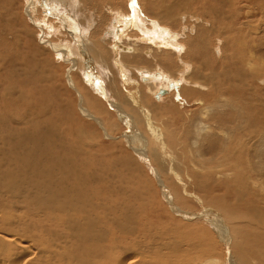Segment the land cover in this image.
I'll return each mask as SVG.
<instances>
[{"label": "bare ground", "instance_id": "obj_1", "mask_svg": "<svg viewBox=\"0 0 264 264\" xmlns=\"http://www.w3.org/2000/svg\"><path fill=\"white\" fill-rule=\"evenodd\" d=\"M40 1L41 3L37 0V3L42 5L43 10L45 9L44 15H41L42 17L39 16V18L41 17L40 19L38 18L40 22L37 25L40 27V31L42 32L44 27L50 26L53 31L55 29V33H58L62 29V22L65 38H61L63 42L61 41L59 46H63V49H60L61 47L57 44L43 40L41 38L43 33L39 34L37 37L38 43L41 46L47 44L48 52L55 51L56 53L55 55L50 53L49 55H52L51 61L43 60L41 64L37 62L35 55H26V57L31 59L29 71L32 70L33 75L39 76L43 73L42 68L55 71L57 66L59 68L64 66L58 63L62 62V59L69 64L70 69L81 68L83 80L88 83L94 94L97 93L105 99L109 106L108 108L115 112L119 121L125 126L126 131L122 134V137L125 139V145L133 154L124 151L122 148L125 154L121 155L120 160L117 161L114 158L112 165L106 162V165H109L104 168L98 159L96 160L98 161L97 164L99 163L98 167L104 169V175L101 177L103 181H106V184L101 185L100 189L97 187L99 192L96 193V188L93 189L92 187L94 186H91V184L97 181V173L94 172L95 167L92 168L87 160L90 148L85 152L86 154L84 153L83 157H79V159H82V161L80 160L81 162L78 159L80 164H74L63 157L65 149L71 153L77 150V141L82 138L83 134L87 140L90 138L92 140L94 138V136L92 138V131L89 132L85 128H79V126L78 128H73L71 126L73 115L71 114L64 115L66 118L60 115L58 116L59 121L53 122L51 118L55 115V112L61 113L59 107H53V110H51L52 106L48 107V105L46 108L45 105L37 102L39 100L36 101L37 98L34 99L29 93L24 95L16 90L17 92L12 91L14 97L11 96L12 100L0 99V103L3 104L0 106V264H264V93L262 94L260 90L264 88L259 87L260 79L264 77V0H183V4L185 3L187 8L182 5L181 7L184 9L182 12H191L190 15L188 13H185V15L179 13V1L164 0L162 7L164 6L165 10H161H164L165 14L162 13L164 14L162 17L163 19H168L164 23H161L163 20L160 21V17L158 18L157 16V18L149 16L152 18L149 19L148 16L143 14V10L141 12V9L138 8L139 5L136 6L138 1L144 2L145 0H128L132 4L135 3V7L130 5L134 14V16H131L132 24L135 20V25H137V22L140 26L145 25V21L148 18V30L145 31L146 28L144 29V38L142 36L137 37L138 32L136 31L137 34L134 33L135 36L133 33L131 34V30H127L131 24L128 19L130 16L124 13L126 11L122 13L119 11V15L114 16L110 20V25H107L101 34L102 36H99V39H104L105 44L98 42V47L94 50L89 47L91 43L87 45L85 36H80L81 39L75 38V35L80 34V32L76 31L79 26H73L74 22H71L72 26L69 29L66 17L63 16L64 14L61 15L59 13L61 12L60 10L58 12L53 6L51 8L43 0ZM194 1L199 4L198 9H196L197 6L193 8ZM7 2L10 3V0ZM85 2L87 3V1ZM149 3H152V1H149ZM56 4L58 8L59 6L63 7L61 0H58ZM140 4L143 5L142 3ZM156 4L157 2L152 5L156 7ZM177 6L179 11L175 9ZM27 8L28 17H26L34 20V15L32 16L33 13L31 12V2ZM188 9L191 10L189 11ZM241 18L245 19L241 21ZM52 19L59 25L55 24ZM77 20L75 19L74 21ZM89 21L91 22L85 21L86 28L89 30L96 29V23H92V19ZM82 23H84V20ZM172 23L178 24L179 29H176L178 27L173 24L174 28L171 25ZM182 24L183 27H181ZM27 26L29 27L28 24ZM235 27L239 28L236 29ZM131 29L133 28L131 27ZM189 29L194 31V34L192 38L189 37L190 39L187 42L186 38L181 37L184 35L179 34L177 30L187 33ZM23 30L28 36L33 37V31H28L26 28ZM23 30L21 31L22 34H24ZM140 30L142 31L143 29ZM186 35L190 36L189 34ZM12 41L14 43L16 40ZM212 43H217L218 45L213 46L214 48L210 51ZM4 45L2 47L0 43V46L5 50L6 45ZM41 46L39 47L41 48ZM93 47H95V44ZM187 47L192 48L193 51L183 56ZM0 51L3 52L2 49ZM66 52L69 53L68 57H66ZM229 52L230 54L232 53L231 55L229 54L230 56H228ZM5 55L9 56L6 53ZM46 55L48 56V54ZM2 58L4 57L2 56ZM4 59H0V61L3 62ZM78 59H80L79 64ZM190 60L200 66L205 65L206 69L202 68L206 72L208 71L209 74L205 76L206 73H204L205 75L201 76L200 66H194L193 62L190 64ZM11 63L9 61V64ZM141 63H146L147 66H143V68L140 66ZM150 63L152 67H148V64L151 65ZM19 66L22 67L23 63L19 64ZM102 66L105 67L100 68ZM174 67H182L179 73H186L174 76L170 72ZM64 68L66 67L61 69ZM98 68L100 69L98 70ZM191 70L192 80H200L204 77L205 83L212 85L211 88L213 89L200 85L201 90L206 89L202 91L205 94L193 95V93L199 94V91L190 85L193 87L190 89L192 95H188L187 84L180 83L181 86L185 87V89L181 87L184 90V94L181 92V98L175 100L177 93L172 94L171 90L174 91L173 89H176V92L179 90V81L192 82L190 79ZM66 75L69 86L78 97L80 114L84 118L95 122L107 139H111V141L118 139L112 135L114 126L112 127L111 123L113 124V122H103V118L101 119L98 116V114L103 112V104L100 98L95 95V100L89 98L85 101L82 92L78 89L79 87H76L73 82L76 80L73 79L74 75L72 76L70 72ZM136 78L142 86L151 89V94L158 102L164 101L165 97L170 93L174 96V100L171 95L163 104L156 102V106L154 103L153 106H148V100L146 101L147 106H145V103L143 104L142 100H140L141 98L136 95L132 97V102L142 112V122L144 121L148 128V132L145 129L143 131L147 133H144L139 127L138 123L140 122L136 119L138 112L136 113L135 109L132 108L136 115L132 114L131 110H129L130 112L127 111V107L123 108L113 100L112 93H110L112 91H109L110 87H108L112 83L114 84V81H121L122 85L126 87ZM48 79L49 77L47 76ZM134 82L132 85H134ZM177 86H179L178 90ZM114 89L116 90V88ZM162 89L165 93L159 95ZM8 92H11V90ZM117 94L114 95L118 97ZM140 94L138 93V96ZM121 95L123 94L121 93ZM0 96L2 95L0 94ZM141 96L143 97L142 94ZM2 97L4 98V96ZM57 97L59 98V96ZM193 100H195L194 104L197 101L200 107L202 106L198 110L200 112L197 109L190 110L185 107L186 104ZM65 103L67 102L65 101ZM69 103L71 102L69 101ZM15 105L18 111L11 112L12 110L6 111L7 109L2 108L8 106L13 108ZM169 106L173 108L169 109ZM170 111H175V115H178L180 125L178 124L175 127L177 122H173L174 118H171L175 115L172 114L173 116H171V113L169 114ZM51 115L52 117L49 118ZM169 115L171 116L170 119ZM141 117L139 116V118ZM171 122L172 124L175 123L173 128L172 125H169ZM63 127L70 128L69 135L72 136L74 133L75 137L73 138L72 136L69 139L67 132L62 131ZM172 130L174 135H170ZM176 133L178 138H174ZM170 137L179 141L181 150L177 151H181L182 154H180L184 159L186 157H183V155L188 142L190 143L191 141L192 144L196 145L195 150L190 151L193 155L190 160L196 164L197 168H200L196 171L193 165V169L190 171L189 166L188 177L194 180L195 184L193 186L195 188L209 194L210 198H208L209 200L206 199V202L212 206H217L223 216L219 214V211L208 210L206 207L201 212H195V210L194 212L185 211V209H188L183 206L186 200H181L185 198L184 196L178 197L180 200L176 198L179 200V206L175 204L173 196L170 194L172 188H168L167 183L164 181L167 177L163 179L161 174L165 172L166 167V170L170 171V173L172 171L177 172V164L181 163V158L178 161V156L176 157V154H174L176 150H173L176 148L177 143H172L171 141L173 140H170L172 139ZM169 142L172 144L170 145ZM186 142L187 144H185ZM153 144L160 147V149L156 147L160 154L157 155L156 153L155 155L152 153L153 159L156 161L151 160L152 157L150 158L149 156L151 155L149 154L151 152L150 146H153ZM92 147L96 148L95 146ZM78 148L80 149V147ZM115 148H117V145ZM167 148H169L167 151L169 155L167 154L166 158L160 157V155L164 156L163 150ZM199 148H203L201 155L207 154L210 157L207 162L201 159ZM110 149L108 148V150ZM119 150L117 151L118 153ZM92 154L95 157L99 156L93 152ZM102 156L100 155L99 157ZM157 159H160L158 160V165L161 166V169H165L160 171V167L158 168L157 164V166L152 164L151 161L156 163ZM139 164L146 166L148 172L155 179L163 199L173 214L186 221H205L213 227V230L216 231V236L224 247V252L220 251L223 252L222 260L214 257L217 255H214L215 247L213 245H209V242V244H205L206 236L201 225L197 224V226L192 227L182 224L180 228L176 224L175 228L169 227V230H167L168 226L166 225L164 226L166 227L165 230V228H162V222L160 221L162 215H158L155 209L149 207L151 210L150 214L143 216V213L146 212V207L151 205V203H148L149 201L146 202L144 199V195L146 196L145 192H140L141 196H139V199L142 202L140 206L137 205L138 203L131 202L119 208L113 206L114 210H112V207L110 208L109 204L107 205V202H112L111 204L113 205L117 201L114 199L116 198V192L124 194L125 200L131 195L130 201H132V195L138 191L127 186L128 191L125 193L118 188L119 185H128L126 183L127 178L130 182H133V176L131 178L124 171L125 177H120L116 173H113V175L109 173L119 172L120 170L116 168L117 165H120L124 170L126 169V172L127 170L130 172L141 167ZM200 169L202 170L201 173ZM142 175L140 174V176ZM164 175L166 174L164 173ZM116 181H118V186H115ZM130 182L129 184L131 185ZM135 184L134 187H136ZM113 185L118 189L115 190ZM95 186H97L96 183ZM183 190L186 195L191 194L186 185H184ZM138 193L136 192V194ZM117 195L119 196V194ZM97 199H100V201L98 200L99 202L95 205ZM219 200L225 205L222 204L220 206ZM53 207L54 209H51ZM50 209L52 210L51 212ZM77 210L79 212H75ZM188 211L190 210L188 209ZM149 217L151 218L149 219ZM227 221L232 224L238 221L239 225L236 223V228H234V225L230 227ZM235 237L237 238V243L235 242ZM220 252L217 254H221Z\"/></svg>", "mask_w": 264, "mask_h": 264}, {"label": "rangeland", "instance_id": "obj_2", "mask_svg": "<svg viewBox=\"0 0 264 264\" xmlns=\"http://www.w3.org/2000/svg\"><path fill=\"white\" fill-rule=\"evenodd\" d=\"M8 0H0V12H1V14H0V43H1V46L2 45H4L5 43V50H4V48H2L1 46H0V48L3 50V52L2 51H0V59L2 60V59H4V61L3 62H1L0 61V94L2 95V96H4V98L2 97V96H0V99L1 100H6V101H8V99L9 100H12L14 97H13V92L14 91H18V93H23L24 95L26 94V93H29L31 96H33L34 97V99H36V101L37 100H39V101H37V102H40V103H42V105H45V107L47 108V106L48 107H51L50 109L51 110H53V107H59V110H60V112L61 113H63V112H65L64 114H61V113H57V112H55V115H53V117H52V115L51 116H49V118H51L52 120H53V122L54 121H59V117L58 116H60V115H63V117H65L64 115H69V114H71V115H73V119L71 120L72 121V124H71V126L74 128V127H76V128H78V126H79V128L81 127L82 129L83 128H85L86 130H88L89 132H93L92 133V138H93V136H94V138L92 139V140H90V139H88L87 140V138H85V136H83L82 135V138H79L78 139V141H81V142H78L77 141V150H75L73 153H71L69 150H67V149H65V151H63V157L65 158V160H70V162H73L74 164H80L79 163V161L81 160L82 161V159H79V157L81 158V157H83L84 156V153L85 152H87L88 150H89V148H90V150L88 151V152H90V153H88V155H87V160L89 161V163H90V166H92V168L93 167H95L94 169H95V173H97V181H94L95 183H96V185L97 186H95V183H92L91 184V186H94V187H92L93 189H95L96 188V193L97 192H99V189L103 186V185H105L106 184V181H103L102 180V175H104V167H106L107 165H109V164H107L106 165V162L108 163H110V165H112L111 163L112 162H114V158L117 160V161H119L120 160V157H121V155H123V154H125V153H123L124 151H127V152H129V153H131V154H133L132 153V151H130V149L127 147V145H125L126 143H125V139L122 137V134L123 133H125V131H126V128H125V126L119 121V119L117 118V116H116V114H115V112H113L110 108H108L109 106L107 105V102L105 101V99L103 98V97H100L97 93H95L94 94V92L90 89V86L88 85V83H86V81H84L83 80V78H82V69L81 68H79V67H77V68H72V69H70V66H69V64L67 63V62H65L64 61V59H60L59 57V59H60V61H62V62H58V63H61L62 65H64L63 67H66V68H64V69H61V68H63V67H61V68H59V66H57V69L55 70V71H53V69H49V70H45V69H43L42 68V71H43V73H42V75L41 76H39V75H33V71L31 70V71H29V65H31V59H30V57L28 58V57H26V55H28V56H32V55H35L36 56V59H37V62L39 63V64H41L42 62H43V60H45V61H51V58H52V55L50 56L49 54L50 53H52V54H54L55 55V51H53V50H51V51H53V52H48V49H47V44L44 46V45H42L41 46V44H39L38 43V41H37V37L39 36V34H41V33H43V35H42V39L43 40H47V41H50V42H52L53 44H57L58 46H59V44H60V42L62 41V39H64L65 38V32L62 30L64 27H63V25H62V22H61V26H62V31L60 30L58 33H55V29H54V31L52 30L53 28H50V26H48V27H44V26H41V27H44L43 29V31L41 32L40 31V27H38V25H37V23H39L40 21H39V19L44 15L43 13H45V9L43 10V7H42V5L41 4H39V3H41V1L40 0H38V2L39 3H37V0H10V3L9 2H7ZM28 1V2H27ZM33 1V2H32ZM45 3H46V5H48V6H51V8H52V6L54 7V8H56L57 9V11L59 12V10L61 11V12H59L61 15L62 14H64L63 16L64 17H66V23H67V27L70 29V27L72 26L71 25V22H74V25L73 26H79L78 28H77V32H80V34L79 35H75V38L77 37V39H81V37L80 36H85V41H87V45H90V43H91V45L93 44H95V47H93V45L91 46H89L91 49H95V48H97L98 46H97V44H99L98 42H101V43H103V44H105L104 43V39H99V36L102 34V32H103V30H104V28H106V26L107 25H110V20H112V18H114V16H118L119 14V11H120V13H122V12H124V11H126V12H124V13H127L128 14V16H130L128 19H129V21L131 22V24L128 26V28H127V30L128 31H130L131 30V34L133 33V35H135V34H137L136 32H138V35H137V37H139V36H142L143 38H144V29H145V31H147L148 30V23H149V21L147 20L148 18L149 19H152V18H154V17H160L159 19H160V21L161 20H163L161 23H164V21L165 20H168V19H163V17L162 16H164V6L162 7V3H163V1L164 0H145L144 2L142 1V2H140V1H138L137 3V5L136 6H138V8L139 9H141V12H142V10H143V14L144 15H146V16H148V18L146 19V24L145 25H139V23L137 22V25H135L134 24V22L136 23V21L134 20V22H133V24H132V21H131V16H134V14H133V10H132V6L133 7H135V3L134 4H132V2H129L128 0H81V1H79V0H61V3H63L62 5H63V7H60L59 6V8H58V6H57V4H56V2L58 1V0H43ZM54 1V2H53ZM65 3H64V2ZM73 1H74V3H73ZM85 1H87V3L85 2ZM127 1V2H126ZM149 1H152V3H149ZM177 1H179V9H180V12L179 13H182V14H184L185 15V13H188L189 15L191 14V12H187V11H185V12H182V11H184V9H183V7H181L182 5L184 6L185 5V3L183 4V0H177ZM30 2H31V12L33 13L32 14V16L34 17L33 19L34 20H32L30 17L29 18H27L28 17V11H27V7L30 5ZM157 2V4H156V7L154 6L155 5V3ZM182 4H181V3ZM195 2V1H194ZM9 3V4H8ZM25 3V4H24ZM28 3V4H27ZM35 3V4H34ZM54 3V4H53ZM72 3H73V5H72ZM77 3V4H76ZM86 3V4H85ZM91 3V4H90ZM125 3V4H124ZM140 3H142L143 5H141ZM148 3V4H147ZM195 3H197V1L195 2ZM194 3V5H193V8H194V6L196 7V9H198V7H199V4L197 3V4H195ZM7 4V5H6ZM37 4H39L38 6H37ZM83 4V5H82ZM152 4H154V5H152ZM26 5V6H25ZM76 5H78V6H76ZM107 5H110V6H107ZM130 5H132V6H130ZM150 5H152V6H150ZM7 6H8V8H7ZM22 6V7H21ZM33 6V7H32ZM35 6H37V7H35ZM57 6V7H56ZM106 6H107V9H106ZM128 6H130V7H128ZM142 6V7H141ZM189 6H191L190 4H189ZM242 6V5H241ZM41 7V8H40ZM65 7V8H64ZM74 7H75V9H74ZM79 7V8H78ZM145 7V8H144ZM152 7V8H151ZM185 7H186V5H185ZM192 7V6H191ZM20 8H22V9H20ZM61 8V9H60ZM66 10H64V9ZM109 8V9H108ZM111 8V9H110ZM142 8H144V9H142ZM151 8V9H150ZM165 8H167V7H165ZM187 8V7H186ZM8 9V10H7ZM24 9V10H23ZM38 9V10H37ZM106 9V10H105ZM129 9V10H128ZM161 9H164V10H161ZM176 10H178L179 11V9H178V6L175 8ZM11 12H10V11ZM73 10H75V11H73ZM83 10V11H82ZM110 10V11H109ZM175 10V11H176ZM189 11L191 10V9H188ZM8 11V12H7ZM26 13H25V12ZM63 11V12H62ZM91 11V12H90ZM37 12H39V13H37ZM64 12H67V13H64ZM116 12V13H115ZM130 12V13H129ZM149 12V13H148ZM151 12V13H150ZM152 12H153V14H152ZM177 12V11H176ZM175 12V13H176ZM3 13V14H2ZM19 13V14H18ZM25 13V14H24ZM35 13V14H34ZM81 14V15H79V14ZM158 13H159V15H158ZM162 13H164V14H162ZM178 13V12H177ZM176 13V14H177ZM4 14H5V16H4ZM10 14V15H9ZM24 16H23V15ZM37 15H38V17H37ZM42 15V16H41ZM110 17H109V16ZM8 16H9V18H10V20H9V18H8ZM20 16V17H19ZM21 16H23L22 18H21ZM27 16V17H26ZM36 16V17H35ZM39 16H41L40 18H39ZM45 16H46V14H45ZM79 16H80V20H79ZM91 16V17H90ZM149 16H152V18L151 17H149ZM15 17V18H14ZM156 17V18H157ZM183 17V16H182ZM12 18H14V20H12ZM39 18V19H38ZM107 18V19H106ZM37 19V20H36ZM68 19H69V21H68ZM75 19H78L77 21H74ZM90 19H92V23L94 22V24L97 26V28L96 29H94L93 28V30H89L88 28H86V23H85V21L87 22H91V21H89ZM245 19V18H244ZM244 19H242L241 18V21H243ZM6 20V21H5ZM24 22H23V21ZM35 20H36V24L34 23L35 22ZM84 20V23H82V21ZM5 21V22H4ZM52 21L53 22H55V24H58L56 21H54V19H52ZM175 21V20H174ZM174 21H171V22H174ZM2 22V23H1ZM23 22V23H22ZM167 22H169V21H167ZM81 23V24H80ZM103 25H102V24ZM170 23V22H169ZM183 24H184V22H182ZM22 24V25H21ZM23 24H24V26H23ZM27 24L29 25V27L27 26ZM85 26H84V25ZM173 24L174 25H176V23H172L171 25L173 26ZM183 24H182V26L181 27H183ZM1 25H2V27H1ZM35 25V26H34ZM59 25V24H58ZM70 25V26H69ZM163 25V24H162ZM184 25H186V24H184ZM83 28H82V27ZM22 27V28H21ZM35 29H34V28ZM122 27V26H121ZM131 27L134 29H131ZM174 27V26H173ZM175 27H178V28H176V29H179V25L177 24ZM174 27V28H175ZM11 28V29H10ZM24 28H26L28 31H33V37H31V36H28V34L26 33V32H24ZM29 28V29H28ZM86 30H85V29ZM236 29L237 28H239V27H235ZM13 29H14V31H13ZM16 29V30H15ZM21 29V30H20ZM49 29V30H48ZM82 29V30H81ZM140 29H143L142 31L140 30ZM175 29V30H176ZM181 29V28H180ZM20 30V31H19ZM23 30V32H24V34H22L21 33V31ZM50 32V31H52V32H48V31ZM75 30V29H74ZM88 30H89V32H88ZM140 30V31H139ZM17 31H18V33H17ZM36 31V32H35ZM87 31V32H86ZM93 32V34H92V32ZM136 31V32H135ZM85 32V33H84ZM96 32V33H95ZM101 32V33H100ZM177 32L179 33V34H183L184 36H181V37H184V38H186L185 40L188 42V40L190 39L189 37H191L192 38V35L194 34V31H191L190 29H189V31H187V33H185V32H183L182 30H177ZM198 32V31H197ZM38 33V34H37ZM51 33H53L52 34V36L54 37H52V36H50L51 35ZM61 33V34H60ZM88 33V34H87ZM135 33V34H134ZM25 34H26V36H25ZM62 34H63V36H62ZM131 34H128V35H131ZM186 34H189L190 36H188V35H186ZM2 35V36H1ZM9 35H10V37H9ZM88 35H89V37H88ZM68 36V35H67ZM102 36V35H101ZM136 36V35H135ZM6 37V38H5ZM217 37H219V36H217ZM19 38V39H18ZM33 38V39H32ZM36 38V39H35ZM62 38V39H61ZM69 38V37H68ZM142 38V39H143ZM10 40H11V42H10ZM12 40H16L17 41V44H16V41H14V43H12L13 41ZM69 40H71V39H69ZM100 40V41H99ZM145 40V39H144ZM164 40H165V38H164ZM4 41V42H3ZM22 41H23V43H22ZM85 41H84V43H85ZM26 42V43H25ZM35 42H37V43H35ZM63 42V41H62ZM93 42V43H92ZM187 42H186V44H187ZM217 42V41H216ZM11 43V44H10ZM218 43V42H217ZM216 43V44H217ZM21 44V45H20ZM142 44H144V43H142ZM141 44V45H142ZM214 44V45H213ZM215 43H212L211 44V48H210V51H212V48H214L215 46H217L218 44H220V43H218L217 45H216ZM39 46H41V48L39 47ZM145 46H146V41H145ZM214 46V47H213ZM26 47V48H25ZM32 47V48H31ZM59 47H61L60 49H63V46H59ZM42 48H44V49H42ZM108 48V47H107ZM0 49V50H1ZM24 49V50H23ZM32 49V50H31ZM38 49V50H37ZM7 50V52H5ZM23 50V51H22ZM28 50V51H27ZM43 50H44V52H43ZM186 50H187V52H186ZM234 50H235V47H234ZM20 51H21V53L23 52V54H21L20 53ZM24 51H26V52H24ZM47 51V52H46ZM193 51V49L192 48H189V47H187V49H185V51H184V53H183V56H186V54L187 53H190V52H192ZM42 52V53H41ZM46 52V53H45ZM236 53H237V51H235ZM5 53L6 54H8L9 56H7V55H5ZM10 53V54H9ZM28 53V54H27ZM35 53V54H34ZM46 54H48V56L46 55ZM59 54V53H58ZM62 54V53H61ZM230 54V52L228 53V56H230L229 55ZM23 55H25V56H23ZM40 55V56H39ZM2 56L4 57V58H2ZM12 56V57H11ZM46 56V57H45ZM69 56V53H67L66 52V57H68ZM182 56V55H181ZM11 57V58H10ZM40 57V59H38ZM57 57V56H56ZM21 58V59H20ZM28 58V59H27ZM62 58H64V57H62ZM9 59V60H8ZM23 59V60H22ZM25 59V60H24ZM47 59V60H46ZM99 59V58H98ZM79 60L80 59H78V64H79ZM99 60H101V59H99ZM9 61H10V63L11 64H9ZM26 61V62H25ZM40 61V62H39ZM42 61V62H41ZM102 61V60H101ZM190 62V64H192V62H193V64H194V66H198L199 64H197V63H194V61H189ZM21 63H23V68H25V69H23L22 67H20L19 66V64H21ZM17 64V65H16ZM67 66H69V67H67ZM143 64V65H142ZM151 64V63H150ZM196 64V65H195ZM140 66H147V64L146 63H141V65ZM200 66V65H199ZM9 67V68H8ZM11 67V68H10ZM89 67V66H88ZM103 67H105V66H102V67H100V68H103ZM148 67H152V64L151 65H149L148 64ZM202 67H204L205 69H206V67H205V65H201L200 66V73H201V76L202 75H205L204 73H206V75L205 76H207V74H209L208 73V71L206 72L205 71V69L204 68H202ZM13 68V69H12ZM68 68V69H67ZM100 68H98V70L100 69ZM144 68V67H143ZM155 68V67H154ZM182 67H174V68H172L171 69V74L173 75L174 74V76H179L180 74H184V73H186V72H182V73H179V71H180V69H181ZM202 68V69H201ZM9 69V70H8ZM15 69V70H14ZM58 69H60V70H58ZM79 69V70H78ZM81 69V70H80ZM90 69V68H89ZM178 69V70H177ZM198 69V70H199ZM217 69V68H216ZM13 70V71H12ZM45 70V71H44ZM52 70V71H51ZM65 70H66V72L67 73H71L72 74V76H73V79L75 80V81H73L74 82V84L76 85V87H79L78 89L82 92V94H83V96H84V98H85V101H86V99H89V98H93L94 100L96 99V97H95V95L97 96V97H99L100 98V100H101V102H102V104H103V109H102V114H98V116H99V118H103L102 119V121L104 122H107L108 123V121L109 122H113V124L111 123V125H112V131L114 132V134H113V132H112V135L113 136H115V137H117L118 139H115V140H112L111 141V139H107V137H105L104 135H103V133H102V131L100 130V128H99V126L97 125V124H95V122H93L92 120H90V119H88V118H84L81 114H80V112H79V100H77L78 99V97L76 96V93H75V91L69 86V84H68V82H67V73L65 72ZM143 70V69H142ZM5 71H6V73H5ZM64 71V72H63ZM79 71V72H78ZM181 71H184V70H181ZM202 71V72H201ZM27 72V73H26ZM39 72V71H38ZM46 72V73H45ZM50 72V73H49ZM91 72H92V70H91ZM192 72V70L190 71V73ZM21 73H22V75H21ZM53 73V74H52ZM62 73V74H61ZM65 73V74H64ZM9 74V75H8ZM14 74H15V76H14ZM50 74H52V75H50ZM55 74V75H54ZM79 74H81V75H79ZM134 74V73H133ZM49 77V81L47 80V76ZM137 75V74H136ZM136 75H134L135 77H138V76H136ZM16 76H17V78H16ZM23 76V77H22ZM30 76V77H29ZM64 76H66V77H64ZM80 76V77H79ZM20 77V78H19ZM37 77V78H36ZM41 77V78H40ZM50 77H51V79H50ZM6 78V79H5ZM53 78V79H52ZM117 78V77H116ZM115 78V79H116ZM134 79V78H133ZM190 79L192 80V73H191V77H190ZM204 79V77L203 78H201L200 80H192V82L191 81H186V82H183V81H179V86H177V90H178V87H179V92L177 91L176 92V89H173L174 91H172L171 90V93L172 94H176V97H175V100L176 99H178V98H181V95H182V93L181 92H183V94H184V90L182 89V88H184L185 89V87H183V86H181V84L183 83H185L184 85H186V88H187V90H188V95L190 94V95H192V93H190V89H192L193 87L192 86H194V89L195 90H197V91H199V94H196V93H193V95H204L205 94V92L203 93L202 91H205L206 89H202L201 90V88L199 87L200 85H204V86H207L209 89L211 88V86L209 85V84H207V83H205V81L203 80ZM262 79V80H261ZM260 79V84H259V87L260 88H264V77L263 78H261ZM47 80V81H46ZM117 80V79H116ZM40 81V82H39ZM44 81V82H43ZM54 81V82H53ZM63 81V82H62ZM82 81V82H81ZM135 81V82H134ZM134 81H131L132 83H129V86L127 85L126 87L125 86H123L122 85V83H121V81H114L115 83L113 84L112 83V81H111V85L110 86H108V87H110L109 88V91L111 90L112 92H110V93H112L111 94V96H112V99L113 100H115L117 103H119L123 108H126L127 109V111L128 112H130L129 110H131V113L132 114H135V112L137 113V116H138V114H139V116L141 117H143V115H142V112H140L141 110L140 109H138L136 106H135V104L132 102V97L133 96H137V97H139V98H141L140 100H142V102H143V104L145 103V106H153V103H154V105L156 106L157 104H155L156 102H158V101H156L155 99H154V96L151 94V89L150 88H147V87H145V86H142V84H140V82H139V80H137V78L134 80ZM49 82V83H48ZM53 82V83H52ZM79 82V83H78ZM118 82V83H117ZM130 82V81H129ZM133 82H134V85H132L133 84ZM202 82V83H201ZM83 83H86V84H83ZM181 83V84H180ZM194 83H196V84H194ZM78 84H79V86H78ZM119 84V85H118ZM139 84V85H138ZM194 84V85H193ZM114 85V86H113ZM117 85V86H116ZM122 85V86H121ZM136 85H138L137 87H136ZM141 85V86H140ZM190 85H192V86H190ZM195 85H197V86H195ZM262 85V86H261ZM19 86V87H18ZM191 87V88H189V87ZM210 86V87H209ZM10 89H9V88ZM43 87V88H42ZM121 87H122V89H121ZM128 87V88H127ZM129 87H130V89H129ZM139 87H140V89H139ZM182 87V88H181ZM196 87V88H195ZM5 88H7V89H5ZM18 88V89H17ZM83 90H82V89ZM89 88V89H88ZM114 88H116V90L114 89ZM137 88H138V90H137ZM146 88V89H145ZM199 88V89H198ZM5 89V90H4ZM127 89V90H126ZM134 89V90H133ZM150 89V90H149ZM182 89V90H181ZM193 89V90H194ZM211 89H213V88H211ZM9 90H11V92H8ZM91 92H90V91ZM115 90V91H114ZM136 90V91H135ZM146 90H148V91H146ZM261 90V93L263 94L264 93V89L262 90V89H260ZM16 91V92H17ZM37 91H38V93H37ZM127 91V92H126ZM132 92V94H131V92ZM137 91H138V93L140 94L141 92V94L143 95V97L141 96V94L138 96V93H137ZM150 91V92H149ZM58 92V93H57ZM129 92V93H128ZM146 92V93H145ZM192 92V91H191ZM3 93V94H2ZM91 93H92V95H91ZM116 93H118L117 95H118V97L116 96V95H114V94H116ZM121 93L123 94V95H127L126 97L125 96H123V95H121ZM147 93H149L148 95H147ZM169 94L167 97H165V99H164V101L166 102L167 101V99L168 98H170V96L172 95V94ZM203 93V94H202ZM121 96H120V95ZM152 96H151V95ZM179 94H180V96H179ZM27 95V94H26ZM36 95H38V96H36ZM46 95V96H45ZM63 95V96H62ZM130 95V96H129ZM13 98H12V97ZM57 96H59V98L57 97ZM147 96V97H146ZM177 96H179V97H177ZM11 97V98H10ZM33 97H32V99H33ZM57 97V98H56ZM116 97V98H115ZM153 97V98H152ZM174 96L172 95V97L171 98H173ZM16 98V97H15ZM128 98V99H127ZM150 98H152V99H150ZM190 98V97H189ZM33 99V100H34ZM72 99V100H71ZM126 99H127V101H126ZM144 99V100H143ZM192 99H193V97H192ZM33 100H31V101H33ZM74 100V101H73ZM148 100V104H147V101ZM150 100H151V103H150ZM173 100H174V98H173ZM5 101V102H6ZM65 101L67 102V103H65ZM69 101L71 102V103H69ZM155 101V102H154ZM163 100H161V101H159L158 103H161V104H163V103H165ZM125 102V103H124ZM194 102H195V100H193L192 102H189L188 104H186V108L187 109H190V110H196L197 109V111L199 110V109H201V107H200V104L196 101V104H194ZM7 104H8V102H6ZM46 103H47V105H46ZM199 105H198V104ZM65 104V105H64ZM147 104V105H146ZM190 104V105H189ZM3 104L2 103H0V106H2ZM60 105V106H59ZM67 105H69V106H67ZM128 105H130V106H128ZM159 105V104H158ZM195 105H197V106H195ZM64 108H63V107ZM65 106H67V107H65ZM106 106V107H105ZM72 109H71V108ZM171 107V108H170ZM197 107V108H196ZM2 108H5V110L6 111H11V112H14V111H18V110H16V105L12 108L11 106H8V107H2ZM11 108V109H10ZM132 108H134L135 109V112H134V109H132ZM173 107L172 106H169V109H172ZM49 108H48V110H50ZM136 109H137V111H136ZM63 110V111H62ZM70 110H71V112H70ZM110 110V111H109ZM105 111H106V113H105ZM109 111V112H108ZM175 111H170L169 112V114L171 113V116H173V115H175V113H174ZM198 112H200V111H198ZM68 113V114H67ZM112 114V115H111ZM173 114V115H172ZM57 115V116H56ZM103 115V116H102ZM106 115H107V118H106ZM110 115V116H109ZM136 115V114H135ZM56 116V117H55ZM136 116V119L138 120V122H140V123H138L139 124V127H140V129L143 131L144 129L148 132V128H147V126H146V124L144 123V121L142 122V120H143V118L141 117V118H139V116L137 117ZM170 115H169V119H170V117H171ZM79 117H81V118H79ZM66 118V117H65ZM108 118H110V119H108ZM172 119H173V122H177L176 124L175 123H173L172 124V122L171 123H169V125H172V128H173V125L175 124V127L176 126H178V124L180 125V120L178 119L179 117H178V115L176 114L175 116H173V117H171ZM77 119V120H76ZM84 119V120H83ZM141 119V120H140ZM172 119H171V121H172ZM176 119V120H175ZM74 120V121H73ZM117 120V121H116ZM140 120V121H139ZM81 122V123H80ZM114 123H117V124H114ZM145 124V125H144ZM92 125V126H91ZM144 125V126H143ZM83 126V127H82ZM93 127V128H92ZM146 127V128H145ZM93 130H92V129ZM70 128H66V127H63V129H62V131L63 132H67L66 134H67V136H68V138L69 139H71L72 138V136H73V138L75 137L74 136V133H73V135L72 136H70L69 135V130ZM91 129V130H90ZM114 129V130H113ZM144 132V133H147V132ZM98 134V135H97ZM174 135V132H173V130H172V133H170V135ZM148 135H150V134H148ZM88 137H90L89 135H87ZM150 136H152V135H150ZM176 137H174V138H178V135H177V133H176V135H175ZM96 137V138H95ZM102 137V138H101ZM123 138V139H122ZM170 138H172V137H170ZM86 140V141H85ZM90 140V141H89ZM97 140H99V141H97ZM123 140V141H122ZM170 140H173V141H171L172 143H177V144H179L178 142V140H176V139H170ZM176 140V141H175ZM91 142V143H90ZM93 142V143H92ZM98 142V143H97ZM110 142V143H109ZM188 142V141H187ZM187 142L185 143V144H187ZM82 143V144H81ZM117 145V148H115V144ZM172 143H170L169 142V144L171 145ZM202 143H204L203 141H202ZM86 144L88 145L87 147H86ZM119 144V145H118ZM177 144H176V148H174L173 150H176V153H174V154H176V157L178 158V161H180L179 159L181 158V163L180 164H177V166L179 167V169H178V167H177V172L176 171H172L171 173H170V171L168 172V170H166L167 169V167H166V169L165 168H163V169H165L164 171V173L166 174V175H164V173H161L162 174V178L163 179H165L166 177V179L164 180L166 183V185H167V187L168 188H172L171 190H170V194L173 196L172 198H173V200H174V202H175V204L176 205H178L179 206V200H180V198H178V197H180V196H184L185 198H182L181 200L182 201H184V200H186V201H184V202H186L185 204H186V206H185V204H183V206L185 207V208H188L190 211H188V209H185V211L187 210V212H194V210H195V212H201V211H203L204 209H205V207H206V209H208V210H216L217 212L220 210L217 206H212L210 203L208 204V202H206L207 200L206 199H208V198H210V196H209V194H207V193H205L204 191H201V190H198L197 188H195L193 185L195 184V182H194V180H192V178H190V177H188V170L190 169V171H191V169H193L192 168V166L194 165L195 166V170L197 171V169L198 168H200V167H198L197 168V166H196V164L194 163V162H191V158H192V154H191V152L193 151V150H195V146L196 145H194V144H192V142L190 141V143L188 142V144L186 145V148H185V153H184V155H183V157H186L185 159L184 158H182V153H181V151L180 152H178L179 150H181L180 149V144L177 146ZM192 144V145H191ZM91 147H90V146ZM109 145V146H108ZM169 145V146H170ZM189 145V146H188ZM202 145V144H201ZM26 147H27V145H25ZM92 146H95L96 148H94V147H92ZM111 146V147H110ZM114 148H113V147ZM154 146V147H153ZM153 146H150L151 148H150V150H151V152L149 153V154H151V155H149L150 156V158H151V160L153 159V155H152V153L153 154H155L156 155V153H157V155L158 154H160V152L157 150V148H159L160 149V147L158 146H156L155 144H153ZM169 146H167V147H169ZM188 146V147H187ZM194 146V147H193ZM78 147H80V149L78 148ZM126 147V148H125ZM155 148L154 150H153V148ZM157 147V148H156ZM174 147H175V145H174ZM189 147H192V148H189ZM200 147H202V146H200ZM56 148V147H55ZM83 148H85V149H83ZM108 148H111L110 150H108ZM122 148H123V150H122ZM125 148V149H124ZM179 148V149H178ZM57 149V148H56ZM83 149V150H82ZM119 149H121V150H119ZM168 149L169 148H167V149H164L165 151H166V154H165V151L163 150V152H164V156H162V155H160V157H162V158H166V156H167V154L169 155V152H167L168 151ZM203 149V148H202ZM201 148H199V151H201L202 150ZM57 150H59V151H61L60 149H57ZM95 150V151H94ZM119 150V153L117 152ZM178 150V151H177ZM79 151H81V153H79ZM97 151H99V153H97ZM102 151V152H101ZM158 151V152H157ZM191 151V152H190ZM92 152L94 153V154H98L99 156L101 155H103L102 157H95L93 154H92ZM106 152V153H105ZM109 152H110V155H109ZM162 152V151H161ZM173 152H175V151H173ZM184 152V151H183ZM203 151H201L200 152V157H202L201 159L202 160H204L205 162H207L209 159H210V157L206 154V155H201V153H202ZM103 153V154H102ZM105 153V154H104ZM177 153H179L178 155H177ZM181 153V154H180ZM188 153V154H187ZM86 154V153H85ZM96 154V155H97ZM113 154V155H112ZM118 154V155H117ZM191 154V155H190ZM204 154V153H203ZM106 155V156H105ZM112 155V156H111ZM90 156H92V157H90ZM108 156V157H107ZM118 156V157H117ZM117 157V158H116ZM135 157V156H134ZM205 157V158H204ZM67 158V159H66ZM93 159V160H89V159ZM111 158V159H110ZM208 158V159H207ZM78 159H79V161H78ZM98 159V161H99V163L101 164V165H103V168L102 169H100L99 167H98V164H97V162L98 161H96ZM188 159V160H187ZM200 159V160H201ZM102 160H103V162H102ZM107 160V161H106ZM154 160V159H153ZM158 160H160V159H157V162L155 163L154 161H156V160H154V161H151L152 162V164L154 165L155 164V166H157L158 165ZM183 160H185V161H183ZM80 161V162H81ZM163 161H165L164 159H163ZM182 161H183V163H182ZM116 162V161H115ZM103 163V164H102ZM137 163V162H136ZM138 164V163H137ZM157 164V165H156ZM185 166H184V165ZM187 164V165H186ZM190 164V165H189ZM139 165H141V167H139V168H137V169H135V170H133V171H128L127 170V172H126V169L124 170V168L122 169V167L120 166V165H117L116 166V168H117V170H120L119 172H111V173H109V174H112L113 175V173H116L117 175H119L120 177H125V175H124V172L125 173H128V175L131 177V176H133V182H130L129 181V179L127 178V182L126 183H128V185L127 184H125V185H119V184H117L118 183V181H119V183L121 184V181L119 180V178H118V181H116L115 183V186H118V188H119V190L120 191H122V192H127L128 191V188H127V186L128 187H130V188H134L133 190H138V191H136L138 194H136V192H134V194L132 195V198H131V200L132 201H130V197H131V195H130V197L129 198H126V200H125V195L124 194H122V193H119V192H116L114 195L116 196V198H114L115 200H117L115 203H113V205L111 204L112 202H107V205L111 208L112 207V210H114V207H117V208H119V207H122V206H126V205H128L129 203H131V202H135V203H138L137 205L138 206H140L141 204L140 203H142V202H140L141 200L139 199V196H141V193H143V192H145L146 193V196L144 195V199L146 200V202H148V203H151V205H149V206H147L146 207V212H144L143 213V216L144 215H149L150 214V208H152V209H155L156 210V213L159 215H162L161 216V222H162V228H165V230H166V227H164V226H168L167 227V230H169L168 228L170 227H176V224H178L177 225V227H179L180 226V228H181V226H182V224L184 225V224H186V225H190V226H197V224L198 225H201V227H203V233H204V235L206 236V239H207V241H205L204 240V242H205V244H207L208 242L210 243H208L209 245H213L214 247H215V251H214V255H217V256H214V257H216L218 260H222V258L221 257H223V249H224V247H223V245H222V243L220 242V240L218 239V237L216 236L217 234H215V230H213V227L211 226V225H209L208 223H206L205 221H200V220H196V221H186V220H184V219H182L181 217H179V216H177V215H175V214H173V212L171 211V210H169V207H168V204L166 203V201L163 199V197H162V193H161V191L159 190V188H158V186H157V184H156V182H155V179L151 176V174L148 172V169L146 168V166H144L143 164H139ZM142 165H143V171H142ZM80 166V165H79ZM119 166H120V168H119ZM176 166V165H175ZM190 166V167H189ZM113 167V166H112ZM160 167V171L161 170H163V169H161V166L160 165H158V168ZM163 167H164V165H163ZM186 167V168H185ZM188 167H189V169H188ZM119 168V169H118ZM145 168V169H144ZM83 169V168H82ZM122 169V170H121ZM174 169V168H173ZM103 170V171H102ZM114 170H116V169H114ZM175 170V169H174ZM100 171V172H99ZM124 171V172H123ZM141 171V172H140ZM145 171V172H144ZM181 172V173H180ZM183 172V173H182ZM202 172V170L200 169V173ZM120 173V174H119ZM131 173V174H130ZM137 173H138V175H137ZM167 173H168V175H167ZM180 173V174H179ZM134 174V175H133ZM136 174V175H135ZM140 174L143 176V178H141L142 176H140ZM145 174H147V175H145ZM177 175V176H176ZM179 175H180V178H179ZM183 175V176H182ZM109 176V175H108ZM134 176H136V177H134ZM164 176V177H163ZM101 177V178H100ZM109 178H111V176H109ZM136 178V179H135ZM140 178V179H139ZM176 178H178L179 179V181L177 182V180L178 179H176ZM134 179H135V181H134ZM151 179V180H150ZM153 179V180H152ZM117 180V179H116ZM136 180H139V181H136ZM100 181V182H99ZM171 181V182H170ZM129 182L131 183V185L129 184ZM137 182H138V184H137ZM181 182V183H180ZM100 183V184H99ZM137 185H136V184ZM170 183V184H169ZM94 184V185H93ZM133 184V185H132ZM134 184H135V186L136 187H134ZM177 184V185H176ZM99 185V186H98ZM102 185V186H101ZM149 185V186H148ZM184 185H186L188 188H189V192L192 194H190V195H186L185 194V192H184V190H183V187H184ZM114 185H113V188H115V190L116 189H118V188H116ZM122 186V187H121ZM126 186V187H125ZM139 186V187H138ZM140 186H142V187H140ZM99 189H98V188ZM146 187V188H145ZM154 187H155V189H154ZM179 187V188H178ZM150 188V189H149ZM194 189V190H193ZM98 190V191H97ZM125 190V191H124ZM140 190H143V191H140ZM148 191V193H147V191ZM182 190H183V192H182ZM150 191V192H149ZM195 191V192H194ZM141 192V193H140ZM152 192V193H151ZM95 194V193H94ZM117 194H119V196L117 195ZM121 194V195H120ZM152 194V195H151ZM219 194H221V193H219ZM149 196V199H148V196ZM175 195H177V196H175ZM208 195V196H207ZM135 196H137V197H135ZM98 197V196H97ZM119 197V198H118ZM222 197V196H221ZM179 199V200H177V199ZM120 199V200H119ZM136 199V200H135ZM100 201V199H97V202H95V205H97V203ZM129 200V201H128ZM139 200V201H138ZM209 200V199H208ZM121 201V202H120ZM128 203H127V202ZM220 201V200H219ZM218 201V203L220 204V206L222 205V204H224V203H222V201H220L219 202ZM118 202H119V204H118ZM125 202H126V204H125ZM55 203V202H54ZM116 204V205H115ZM118 205V206H117ZM225 205V204H224ZM114 206V207H113ZM150 207V208H149ZM208 207H210V208H208ZM116 208V209H117ZM51 209H54V207L53 208H51ZM50 209V212L52 211ZM73 209H75V208H73ZM96 211H99V210H96ZM145 211V210H144ZM168 211V212H167ZM57 212H58V210H57ZM75 212H79L78 210L77 211H75ZM219 214H221L222 216H223V213L221 212V211H219ZM236 214H238L237 212H236ZM152 215V214H151ZM150 215V216H151ZM172 215V216H171ZM240 215V214H239ZM62 216H65V215H62ZM69 216V215H68ZM175 217V218H174ZM151 217H149V219H150ZM153 218V217H152ZM163 219V220H162ZM181 219V220H180ZM169 220V221H168ZM171 222V224H169ZM176 222H178V223H176ZM165 223V224H164ZM181 223V224H180ZM227 223L229 224V226L231 227V225L233 226H235L234 228H236V223H237V225H239V223H238V221L237 222H235V224H234V222H233V224L229 221H227ZM170 226H169V225ZM180 224V225H179ZM206 224V225H205ZM173 225V226H172ZM207 226V227H206ZM205 227V228H204ZM238 227V226H237ZM206 229L208 230L207 232H206ZM211 229H212V231H211ZM163 232H164V229H163ZM212 235V236H211ZM234 239H236L235 240V242L237 243V238L235 237ZM218 241V242H217ZM219 243V244H218ZM220 251H223V252H220ZM221 253V254H217V253ZM219 258H221V259H219ZM222 263V262H221Z\"/></svg>", "mask_w": 264, "mask_h": 264}, {"label": "water", "instance_id": "obj_3", "mask_svg": "<svg viewBox=\"0 0 264 264\" xmlns=\"http://www.w3.org/2000/svg\"><path fill=\"white\" fill-rule=\"evenodd\" d=\"M90 68V67H89ZM91 69V68H90ZM92 70V69H91ZM93 72V71H92ZM165 93V91L162 89V90H160V93H159V95H163ZM159 95H157V97H159Z\"/></svg>", "mask_w": 264, "mask_h": 264}]
</instances>
